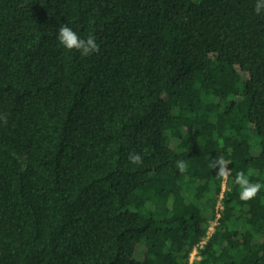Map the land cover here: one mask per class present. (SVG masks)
Listing matches in <instances>:
<instances>
[{"label": "trees", "instance_id": "16d2710c", "mask_svg": "<svg viewBox=\"0 0 264 264\" xmlns=\"http://www.w3.org/2000/svg\"><path fill=\"white\" fill-rule=\"evenodd\" d=\"M257 2L0 0V264H264Z\"/></svg>", "mask_w": 264, "mask_h": 264}, {"label": "clouds", "instance_id": "9594fccd", "mask_svg": "<svg viewBox=\"0 0 264 264\" xmlns=\"http://www.w3.org/2000/svg\"><path fill=\"white\" fill-rule=\"evenodd\" d=\"M264 9V0H258L255 11L257 14ZM57 39L66 49L77 50L83 56H90L100 51V45L97 43L94 34L89 33L86 37H81L68 24H62L57 33ZM6 123V120H5ZM128 160L131 164L140 165L143 163V158L139 153L130 152ZM229 161L223 156H218L211 161L210 166L216 170V175L220 178H225L231 174ZM176 167L181 173L187 171L188 165L184 160H177ZM251 173L246 174L244 171L236 173L234 183L240 188V199L247 201L255 198L264 185L254 183L250 179Z\"/></svg>", "mask_w": 264, "mask_h": 264}, {"label": "built area", "instance_id": "2783aa9c", "mask_svg": "<svg viewBox=\"0 0 264 264\" xmlns=\"http://www.w3.org/2000/svg\"><path fill=\"white\" fill-rule=\"evenodd\" d=\"M227 180H228V176L224 178V181H223V188H222V192H221V195H220V201L218 202V205H217V216L216 218L214 219L213 223L210 224V227H209V230H208V235L210 236L214 229H215V225L218 223V219L220 217V209L223 208V204H222V201L221 199L223 198L224 196V191L227 189ZM200 256L198 255V249L195 248V250L193 251L192 255H191V259H190V263L189 264H193L195 260L199 259Z\"/></svg>", "mask_w": 264, "mask_h": 264}, {"label": "rangeland", "instance_id": "374dc122", "mask_svg": "<svg viewBox=\"0 0 264 264\" xmlns=\"http://www.w3.org/2000/svg\"><path fill=\"white\" fill-rule=\"evenodd\" d=\"M212 222L211 223H213V220H211Z\"/></svg>", "mask_w": 264, "mask_h": 264}]
</instances>
